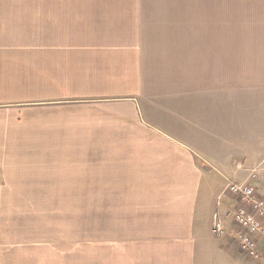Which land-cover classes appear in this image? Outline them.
<instances>
[{
	"label": "crops",
	"instance_id": "obj_1",
	"mask_svg": "<svg viewBox=\"0 0 264 264\" xmlns=\"http://www.w3.org/2000/svg\"><path fill=\"white\" fill-rule=\"evenodd\" d=\"M48 6L0 2V264L81 201L101 264H216L236 162L264 197V0Z\"/></svg>",
	"mask_w": 264,
	"mask_h": 264
},
{
	"label": "rangeland",
	"instance_id": "obj_2",
	"mask_svg": "<svg viewBox=\"0 0 264 264\" xmlns=\"http://www.w3.org/2000/svg\"><path fill=\"white\" fill-rule=\"evenodd\" d=\"M11 2H46L49 4L50 16H53L52 11L69 12L67 7L73 8L79 2L86 3H101L111 2L117 0H0ZM147 1V0H145ZM156 2H167L168 0H154ZM55 9V10H54ZM60 27V25H58ZM50 27V32L51 31ZM53 33V32H52ZM226 194V195H225ZM230 194L224 192L221 198L216 199L215 208L219 209L221 205H229ZM87 201L75 203L74 211L73 202H65L66 212L63 214L60 211V203H48V223H49V248H48V264H101L99 256L100 250L91 249L90 235H89V217H88ZM234 209H224L219 214L223 215L225 211L229 213L228 217L222 221L223 234L217 232L212 234V239L216 242L217 249L221 253L213 258L216 264H264L261 259L251 260L247 254L241 252L240 241L238 239L241 229L234 221ZM74 212L73 218L71 215ZM76 213L78 215H76ZM70 214V215H69ZM217 214L218 216H220ZM217 221H215L214 228H216ZM214 230V229H213ZM215 233V232H214ZM212 248L207 247L210 255ZM90 254H93L91 256ZM97 256V259H95Z\"/></svg>",
	"mask_w": 264,
	"mask_h": 264
},
{
	"label": "built area",
	"instance_id": "obj_3",
	"mask_svg": "<svg viewBox=\"0 0 264 264\" xmlns=\"http://www.w3.org/2000/svg\"><path fill=\"white\" fill-rule=\"evenodd\" d=\"M236 168L246 171L247 178L243 181H230L226 191L234 195L239 201V207L235 212L234 221L245 232L239 237L240 250L251 259L264 261V246L261 253L258 252L260 240L264 243V197L258 193L254 182L260 179L259 167L246 169L241 162L235 163ZM214 232L223 234V224L217 220Z\"/></svg>",
	"mask_w": 264,
	"mask_h": 264
},
{
	"label": "bare ground",
	"instance_id": "obj_4",
	"mask_svg": "<svg viewBox=\"0 0 264 264\" xmlns=\"http://www.w3.org/2000/svg\"><path fill=\"white\" fill-rule=\"evenodd\" d=\"M261 260V259H260Z\"/></svg>",
	"mask_w": 264,
	"mask_h": 264
}]
</instances>
